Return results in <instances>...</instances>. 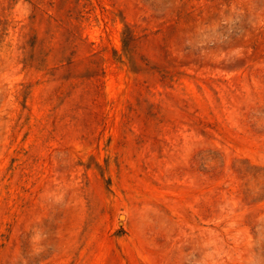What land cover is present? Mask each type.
Wrapping results in <instances>:
<instances>
[{"label":"rangeland","instance_id":"obj_1","mask_svg":"<svg viewBox=\"0 0 264 264\" xmlns=\"http://www.w3.org/2000/svg\"><path fill=\"white\" fill-rule=\"evenodd\" d=\"M0 264H264V0H0Z\"/></svg>","mask_w":264,"mask_h":264}]
</instances>
